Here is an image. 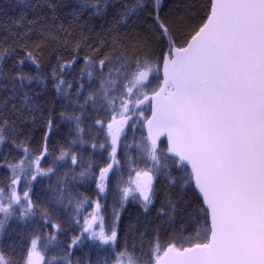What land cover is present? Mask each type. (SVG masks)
Listing matches in <instances>:
<instances>
[{"label": "snow or ice", "instance_id": "1", "mask_svg": "<svg viewBox=\"0 0 264 264\" xmlns=\"http://www.w3.org/2000/svg\"><path fill=\"white\" fill-rule=\"evenodd\" d=\"M27 7L0 26V264H264V0Z\"/></svg>", "mask_w": 264, "mask_h": 264}, {"label": "trees", "instance_id": "2", "mask_svg": "<svg viewBox=\"0 0 264 264\" xmlns=\"http://www.w3.org/2000/svg\"><path fill=\"white\" fill-rule=\"evenodd\" d=\"M37 2L38 0H0V26H2L4 23L12 25L13 21L18 19L21 13L23 12H27L28 19H31L36 13H33L27 6L31 4H35ZM65 2L69 5V7H71L74 4L78 5L81 2V0H65ZM89 2L90 3L94 2V0H89ZM176 2L177 0H163L165 11L168 10L169 6L175 4ZM108 20L110 22L111 18L109 17ZM102 22L103 21H98L97 23H102ZM0 33H2V27H0ZM32 37L33 39H35V33L32 34ZM30 67L31 65L26 67L25 71H27L28 68ZM75 75H76V72H73L71 76L67 77V79L71 80L72 77ZM46 83L48 84V90L45 91L44 95L41 97L42 102H50L55 96V92H54V89H52L51 83L48 81H46ZM58 104H59V101H58ZM58 104H57V114L59 113ZM66 131H67V127L65 126L64 128L61 129V133L58 134L54 139H63ZM35 136L36 138L40 137L39 130L35 132ZM129 136L131 137V133H129ZM68 138L71 139L70 136ZM161 139L164 141V144L166 145L164 138L162 137ZM99 151L101 150H97V155H99ZM122 155L123 153L121 152V156ZM104 159H107L106 153L104 154ZM69 164H70V160H69ZM97 164H99V166H103V163L99 158L97 159ZM61 171H64V169H61ZM96 173L98 175V168L96 169ZM5 174H6V170L0 169V178H2ZM123 179L124 180L128 179V169L127 168L124 169ZM101 203L107 204V207L105 208L104 212L106 215H108L109 221H110L112 219L111 212L113 210V206L119 207L118 203H116L112 198L111 190L109 191L106 199L101 197ZM138 216L140 217L141 220H143L142 210L138 207L137 204L133 203L132 201H129L126 204L125 209L122 210L121 220L118 225L121 236H123L124 231L127 229L129 224L136 221ZM77 255H79L78 252H77Z\"/></svg>", "mask_w": 264, "mask_h": 264}, {"label": "water", "instance_id": "3", "mask_svg": "<svg viewBox=\"0 0 264 264\" xmlns=\"http://www.w3.org/2000/svg\"><path fill=\"white\" fill-rule=\"evenodd\" d=\"M164 140H165V143H167L166 138H164Z\"/></svg>", "mask_w": 264, "mask_h": 264}]
</instances>
